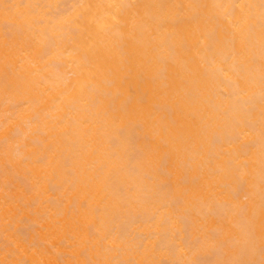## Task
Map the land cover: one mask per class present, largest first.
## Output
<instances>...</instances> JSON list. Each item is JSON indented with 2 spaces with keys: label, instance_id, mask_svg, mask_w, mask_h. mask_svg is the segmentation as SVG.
<instances>
[{
  "label": "bare ground",
  "instance_id": "bare-ground-1",
  "mask_svg": "<svg viewBox=\"0 0 264 264\" xmlns=\"http://www.w3.org/2000/svg\"><path fill=\"white\" fill-rule=\"evenodd\" d=\"M0 264H264V0H0Z\"/></svg>",
  "mask_w": 264,
  "mask_h": 264
}]
</instances>
